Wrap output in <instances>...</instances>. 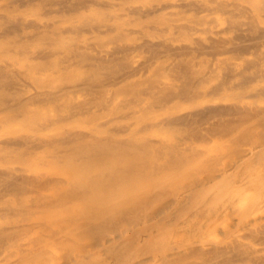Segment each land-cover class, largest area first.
<instances>
[{"label":"bare ground","instance_id":"obj_1","mask_svg":"<svg viewBox=\"0 0 264 264\" xmlns=\"http://www.w3.org/2000/svg\"><path fill=\"white\" fill-rule=\"evenodd\" d=\"M15 1L0 5L7 10L0 14V61H4L0 62V122L13 124L7 131L10 135L0 140V250L12 258L8 264H49L52 257L63 261L81 250L87 255L86 264H129L147 252L159 256L161 264H264V245H254L264 243V227H254L213 246H203L195 236L198 231L190 230L184 243L190 241L189 245L195 246L192 250L165 253L179 248L172 241L179 215L182 221L192 223L199 212L218 211L233 201L244 181L254 184L255 201L264 190V172L255 173L264 163V105L259 103L264 99V52L245 63L223 59L208 72L204 62L196 60L197 52H219L227 38L210 37L207 44L188 33L195 25L209 21L217 10L229 12L230 26L236 28L244 22L238 15H245L249 32L237 33L240 41L229 49L245 51L250 45L244 41L264 42V0H235L231 5L226 0H158L150 6H130L129 11L138 16L124 23L121 13L80 16L84 8H109L105 0H39L36 5L42 13L54 9L62 14L59 21L48 24L37 17L22 16L23 11L12 5ZM243 1L252 4L251 10ZM175 6L171 13L177 17L167 15ZM205 10L209 15L201 14ZM189 11L190 21L179 22ZM153 12V17H146ZM125 23L140 24L141 31L150 37L140 43L127 42ZM89 29L92 35L84 33ZM180 39L188 42H173ZM116 40L123 42L104 53L88 49L92 42ZM37 43L44 46L33 49ZM143 44L152 48L154 56L161 49L186 56L180 61L166 63L165 58L149 64L152 73L146 92L159 103H173L159 115L139 98H129L114 110L134 107L129 113L139 112L133 121L113 128L103 125L94 106L109 109L106 93L111 82L106 79L137 73L138 67L124 70L129 66V50ZM12 54L18 56L17 61H8ZM19 62L22 69L16 66ZM37 72L43 76L36 77ZM210 73L222 77L203 92L199 88L209 83ZM23 75L35 78L43 88L27 93L19 87ZM139 85L127 82L122 89L136 95L143 91ZM79 93L85 97L74 101ZM217 93L236 102L211 103L171 115L182 105V98L205 100ZM249 97L254 99L244 102ZM45 109H56L59 116H45ZM75 116L78 118L73 120ZM64 120L87 129L74 130L67 122L59 134L48 132L50 124ZM152 135L159 137L157 141ZM207 137L214 139L213 148L188 143L206 141ZM225 141L232 147L229 154L212 152L225 146ZM33 158L36 160L31 162ZM56 160L65 162L61 169L68 173L67 178L14 171L36 170L44 162ZM15 161L22 166L14 165ZM49 188L54 194L42 193ZM33 190L39 194L24 202V195ZM189 192L195 197L189 198ZM33 214L40 218L34 223L28 221ZM170 218L175 226L166 221H172ZM101 243L107 254L83 251ZM55 250L63 252L58 255Z\"/></svg>","mask_w":264,"mask_h":264},{"label":"rangeland","instance_id":"obj_2","mask_svg":"<svg viewBox=\"0 0 264 264\" xmlns=\"http://www.w3.org/2000/svg\"><path fill=\"white\" fill-rule=\"evenodd\" d=\"M10 0H0V5L1 4H11L9 3ZM37 1L39 0H33L31 2H33V4L30 3L29 0H17L12 5H15V7H19V12L23 11L22 16L27 17L28 19H32L33 17H37L40 19L41 22L44 23H50V21H59L62 18V14L59 11H56L54 9L51 10H47L46 13H42V10L40 8L37 7ZM44 1H50V0H44ZM106 3L108 2L109 8L108 7H102L101 9L99 8H94V7H89L87 9L84 8V11L80 14L81 17H86V16H93V15H97V14H101L98 17H103L107 12H112V13H121L122 14V20L121 22H125L127 21H135V19L137 18L138 14H136L135 12H131L129 11V7H133V6H140V5H145V6H150L153 4H156L158 0H130V1H125V0H105ZM177 1V0H175ZM230 3V5L232 4V2H234L235 0H226ZM30 3V4H29ZM112 4V5H111ZM243 4L248 6L249 10L250 7L252 6L251 3L243 1ZM229 5V7H231ZM110 6H114L113 8ZM36 8V9H35ZM112 8V9H111ZM172 9H176L175 7H171L168 9V11L170 13H168L167 15H172V17H177L175 14H172ZM39 11L40 14L39 15ZM49 11V12H48ZM26 12H27V16H26ZM99 12V13H98ZM209 10H205L202 11L201 14L204 15H209ZM250 12V11H249ZM3 13H7L6 7H0V14ZM25 15H24V14ZM155 12L151 13L150 16H146V17H153V14ZM185 13V14H184ZM182 16H180V20L179 22H189V18L192 15L191 12H184ZM264 13V12H263ZM156 14V13H155ZM39 15V16H38ZM206 15V16H207ZM212 15H214L213 17H211V19L207 22L204 23H199L197 25H195V28L191 29L188 31V33L193 36V37H200L203 38L205 40V42L210 43V37H222V38H227L226 39V43L224 44V46L222 47V49L218 52H214L212 50H206L205 52L199 53L197 52L196 54L198 55L196 57V60L199 62H204V64L206 65V71H212L214 69V67L216 66V64H218L217 62L225 59V60H231L235 63H245L246 60L255 58L257 55L261 54L264 52V42H261L259 44H254V42H251V40H247L244 41L245 44H249L250 46L248 47L247 50L245 51H236V50H229L233 47V45L235 44V42H239L240 39L236 38L235 35H237V33H248L249 32V25L248 23L245 22L246 20V16L245 15H238V18L241 19L242 21H244L242 23V25L240 26V28H236V27H232L230 26V20H229V12L224 11V10H217V12L213 13ZM145 17V18H146ZM0 20H1V16H0ZM261 24L264 26V22H261ZM5 26V25H4ZM123 27L125 29V31H127L128 33V38L130 39L127 42H134V41H138L139 43L143 41V39L145 37H150L146 34H144L141 29L142 26L138 23H125L123 24ZM0 30H1V26H0ZM70 33V32H68ZM85 34L87 35H92L93 31L92 29L86 30L84 31ZM208 34V35H207ZM123 42L121 40H116V41H107L104 44H98V43H94L92 42V46H90L88 49L89 50H93L94 52H100V53H104L105 49L114 47V45H116L117 43ZM176 45H180V44H186L188 41L186 39H180V40H176L173 41ZM44 46L43 43H37V45L32 46L33 49L36 48H40ZM129 66L124 70L127 71V69L131 70L133 68L138 67L137 73L131 74L130 76H127L126 78H121L122 76L119 77H110L107 78L106 81H110L111 84L109 86L108 92L106 93V96L108 97V99L110 100L109 102V109L107 110V108L103 107V106H99V105H95L94 110H96L98 112V122L102 123L103 125H106L108 127H118L122 124L125 123H129L131 121H133V119L135 118L136 114H138L139 111H137L136 114H130L132 111V107L128 108L127 110H114V108L121 103L124 100H127L129 98H139L142 103L144 105H150L152 107V111L155 114H159V115H164L166 113L167 110L170 109V106L172 105L173 102H169L166 104L163 103H159L155 98H153L152 96H150L147 92H146V87H147V79H149V77L151 76V69L152 66L149 67V64L152 63V65L157 64L158 62L162 61L163 59H167L166 63H169L170 61H180L182 59H184L186 56L185 55H176L174 52L173 53H169L166 52L165 49H161V51L159 52L158 55L154 56L153 50L152 48H150L147 44H143L142 46H140L137 49H131L129 50ZM166 53V55H165ZM13 59L8 58V61H17L18 56H15L14 54H12L11 56ZM35 58V57H34ZM31 60V59H30ZM34 59H32L31 61H33ZM0 62H4L3 60ZM35 62V61H33ZM17 67L19 68H23L24 65L23 63L19 62L16 64ZM264 67V64H263ZM123 71V72H124ZM211 74V73H210ZM212 73L211 75H209V83L206 84V86L200 87L199 89L203 92L208 91L209 89H212V84H214L215 82H218V80L222 77L221 74L217 75ZM43 73L41 72H37L36 73V77H42ZM177 82H180V80H176ZM60 82V81H59ZM127 82H137L139 83L140 87L143 89V91L139 92L136 95H133L132 93H130L127 90L122 89L123 85ZM62 83V82H61ZM19 87L23 88V90H26L27 93L30 92H34L36 91L37 87L39 89L43 88V87H39L38 84L35 82V78L33 77H27V76H22L21 81L19 83ZM214 97H209L208 99L205 98V100H201L198 99L196 100V98H182L180 101L182 103V105L180 107L174 108L173 109V113L171 115H178V114H182L185 112H192L194 109H196L198 106H207L211 103H217V104H221L223 102H236V100L234 98H223L219 93L214 94ZM85 97L84 94H75L74 96V101L77 100H82ZM254 98H248V99H244V102H249L252 101ZM260 104L264 105V99H262L261 101H259ZM112 110V111H111ZM130 112V113H129ZM45 116H49L52 118H56L59 116V113L56 109H45L42 113ZM126 114V115H124ZM232 116V115H231ZM217 118L219 116H216ZM75 118H78L77 116L73 117V120H76ZM71 119V120H72ZM71 120L66 121L64 120V122L62 121H55L54 123L50 124V126H48L47 130L48 132H55L57 134H59L61 132V129L64 125V123H72V129L74 130H81V129H87V127L83 126L82 124H78L76 122H72ZM159 120H161L159 118ZM135 122V121H134ZM1 130L0 131V140L6 138L8 135H10L9 132H7L11 127H12V123H1ZM209 136H211V134H207ZM224 137V136H222ZM159 137L157 135H152L151 139H153L154 141H157ZM179 137H175L176 140H178ZM182 141H184L182 139ZM198 141V142H197ZM228 141V140H226ZM225 141V144L227 143ZM190 144H195V145H200V146H207L213 148L214 145V139H211L210 137H207L206 141H201V140H189ZM207 143V144H205ZM232 150L231 145L226 144L225 146L220 147V149H212V152L215 153H221V154H229L230 151ZM36 159L33 158L31 159V162H34ZM16 166H22L21 162H14L13 163ZM65 162L64 161H46L43 163V165L36 169V170H26V169H19V170H14L15 172L18 173H30V174H34V173H38L39 176L41 177H45V178H54V177H58V178H67L68 177V173H66L65 171H63L61 168L64 167ZM0 166H1V161H0ZM18 168V167H17ZM60 169V170H58ZM57 170V171H56ZM263 173L264 172V163H260L255 171V173ZM241 180V179H240ZM245 178L243 177L244 181ZM247 181H244V183L240 184L243 185L241 186V190L238 191V193H236L235 195H233L234 199L233 201H229V203L223 204L224 207L220 208L218 211L213 212H205V216L204 212H199L195 215L194 220H192L190 222H186V220H183V217L181 215H179L178 218L175 219V221H178L175 226V224L173 223V219L172 215H169L172 221L167 220L169 217H167L166 221H169L168 223H170L172 225V223L174 224L175 230H173V234H172V241L174 243H176L179 248H175L176 250H169L166 251L165 253L167 254H178L179 249L181 248V250H192L195 246H191L189 245V242H185V237L187 238L190 234V230L192 231H198L197 235L195 236H199V238L197 239H201L202 240V245L203 246H213L215 243L214 242H218L219 244H221L223 241L229 240L231 238L242 236L245 233H247L250 229L254 228V227H264V217H261V215L264 216V190L260 193L259 195V199L258 201L254 200V192H255V187L253 186L254 184H252V181L249 183H246ZM240 183V182H239ZM246 186V187H245ZM54 189L53 188H49V189H43L42 193L51 195L54 194ZM39 194L38 191H29L28 193H26L24 195V202H31V198L36 197ZM188 194V192H187ZM190 196L189 198H193L194 196V192H189ZM237 195V196H236ZM9 198L12 196V194L7 195ZM74 206V205H73ZM251 206V207H250ZM250 207V208H249ZM246 208H249L248 210H246ZM245 210H246V214H245ZM218 212V213H217ZM244 212V213H243ZM204 216H202V214ZM209 213V214H208ZM217 213V214H216ZM34 214H39V213H34ZM34 214L30 217V219L28 220L29 222H36L38 221L40 218H38V216H34ZM20 215V214H19ZM209 216V217H208ZM21 217V216H20ZM182 217V218H181ZM206 217V219L204 218ZM210 218V220H209ZM0 219L1 216H0ZM179 219V220H177ZM213 219V220H212ZM252 219V220H250ZM249 221V222H248ZM185 222V223H184ZM203 222V223H202ZM190 223V224H189ZM169 224V225H170ZM189 224V225H187ZM144 225V222H143ZM170 225V226H171ZM191 225V226H190ZM173 226V225H172ZM182 228H181V227ZM145 227V225L143 226ZM180 227V228H179ZM201 228V232L199 233V229ZM173 229V227H172ZM188 229V230H187ZM156 232L152 230L151 235L154 237V234ZM235 233V234H233ZM201 234V235H200ZM194 236V234H193ZM144 238V236H142ZM176 242H175V241ZM219 240V241H218ZM25 242L27 243V240L25 239ZM182 242V243H181ZM195 242V239L194 241ZM103 243H108L107 241L103 242ZM103 243H101V247L98 244L97 247H93V248H87V249H83L84 252H87L89 255H101V254H107V249L104 252V248L105 246L103 245ZM173 243V244H174ZM184 243V245H183ZM255 246L262 248L264 243H254ZM183 246V248H182ZM99 248V249H97ZM103 250V251H101ZM93 251V252H92ZM56 254L61 255V253L63 252V250H60L58 253L55 250ZM147 252L145 255L141 254L138 255L134 258V260L129 263V264H161L162 260L160 259V257L158 255L157 258L156 257H152L151 255L153 254L152 252ZM174 253V254H173ZM155 254V253H154ZM87 256V255H86ZM85 254H82V250L78 251V252H74L71 253L70 256L65 257L63 261L57 260L52 257L49 264H86L85 263V259H86ZM108 257L110 258V256L108 255ZM12 258H8L4 252L2 250H0V264H8L9 261H11Z\"/></svg>","mask_w":264,"mask_h":264}]
</instances>
